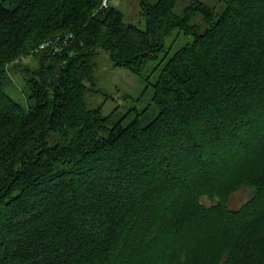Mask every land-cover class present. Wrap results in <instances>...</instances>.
<instances>
[{
	"label": "trees",
	"instance_id": "16d2710c",
	"mask_svg": "<svg viewBox=\"0 0 264 264\" xmlns=\"http://www.w3.org/2000/svg\"><path fill=\"white\" fill-rule=\"evenodd\" d=\"M142 4L145 28L109 1L0 0V264H194L206 243L207 264H264V0ZM101 48L157 74L147 124L92 99Z\"/></svg>",
	"mask_w": 264,
	"mask_h": 264
},
{
	"label": "rangeland",
	"instance_id": "374dc122",
	"mask_svg": "<svg viewBox=\"0 0 264 264\" xmlns=\"http://www.w3.org/2000/svg\"><path fill=\"white\" fill-rule=\"evenodd\" d=\"M108 1L110 4L119 7L123 11L126 21L135 23L141 28H145L146 18L144 16V7L142 4V0H103V4L107 5ZM192 1L193 0H176L177 4L174 10L175 13H177L178 15H182L184 9L189 4H191ZM198 1H202L209 4L210 6H214L217 13H221L224 10L226 2V0ZM200 17H198L197 20H200ZM203 28H205L204 24ZM47 31L48 30L46 28L41 27V29L37 30V34L39 36H43ZM176 33L177 31H175L172 36L168 37L169 42H171L175 38ZM187 42L188 39L185 36L181 35L175 42L174 48L177 49ZM27 55L25 54L20 58H15L7 64L10 69V76L6 80L5 88L17 100L22 99L20 88L24 85V75L21 73V67L23 65H38V56L31 57ZM97 63L98 65L96 67L95 77L97 87L96 89L98 91L93 92V94L91 92L90 94L92 99L96 101V103L103 104L102 111L105 114H109L111 113V110H113L115 118L125 116L126 120H130L137 116L135 114V111H132V113H130L129 110L131 108L138 109L139 111L148 108V113L142 120L143 124H147L158 114V108L152 104V85L150 88L147 87L148 79L150 83H154L156 81V73L153 74L148 70L143 75H137L127 68L117 67L113 64L109 52L103 48L99 50ZM90 105L94 106L92 104ZM255 163L256 160H254L251 165L247 166L246 172L250 171L254 166L260 165L259 163ZM251 195V187L243 186L231 196L229 205L232 208H236L242 203L246 202ZM206 202L210 204V201L206 200ZM173 216L174 215H172L171 217ZM259 234L262 237L264 236V233L262 231ZM253 240H255V238ZM213 250L214 249L209 247V244L206 243V247L202 252H200L199 250L197 251V257L195 258L196 261L193 260L194 264H207V262L205 261L207 253L211 255L212 252L210 251ZM254 250L256 254L260 252V249L254 248ZM192 263L193 262H191L190 264ZM219 264H223V260Z\"/></svg>",
	"mask_w": 264,
	"mask_h": 264
},
{
	"label": "built area",
	"instance_id": "2783aa9c",
	"mask_svg": "<svg viewBox=\"0 0 264 264\" xmlns=\"http://www.w3.org/2000/svg\"><path fill=\"white\" fill-rule=\"evenodd\" d=\"M41 47H44V45H42Z\"/></svg>",
	"mask_w": 264,
	"mask_h": 264
}]
</instances>
